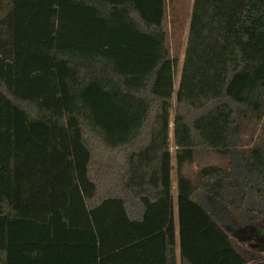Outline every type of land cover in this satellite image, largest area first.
Listing matches in <instances>:
<instances>
[{
  "label": "trees",
  "instance_id": "trees-1",
  "mask_svg": "<svg viewBox=\"0 0 264 264\" xmlns=\"http://www.w3.org/2000/svg\"><path fill=\"white\" fill-rule=\"evenodd\" d=\"M167 14L0 0V264L263 259L264 146L238 133L264 108V0H192L176 90ZM198 148L228 167L193 183Z\"/></svg>",
  "mask_w": 264,
  "mask_h": 264
},
{
  "label": "rangeland",
  "instance_id": "rangeland-1",
  "mask_svg": "<svg viewBox=\"0 0 264 264\" xmlns=\"http://www.w3.org/2000/svg\"><path fill=\"white\" fill-rule=\"evenodd\" d=\"M168 5V14L165 25L166 44L172 54L177 56V66L174 74V90L177 88L179 73L182 65L184 46L187 37V27L189 22V16L191 11L192 0H166ZM174 12L177 15L178 20H174L170 17ZM181 24V27H175L174 25ZM240 143L244 148H248L252 145L264 146V108L259 120H256L254 116L241 119L240 131L238 133ZM171 138V133L169 134ZM170 140V150L173 154L174 146ZM171 165L173 166V158L171 159ZM205 165H218L224 168L228 167V159L220 156L210 149L198 148L195 150L194 158L191 163L186 164L183 167V174L188 176L193 183H197V171ZM171 179L173 185L174 194V169L171 170ZM263 233L261 231H258ZM242 248L247 250L248 254H256L254 249L247 245H243ZM260 256L263 258L261 261L255 260L252 264H264V252L261 251Z\"/></svg>",
  "mask_w": 264,
  "mask_h": 264
},
{
  "label": "crops",
  "instance_id": "crops-1",
  "mask_svg": "<svg viewBox=\"0 0 264 264\" xmlns=\"http://www.w3.org/2000/svg\"><path fill=\"white\" fill-rule=\"evenodd\" d=\"M191 5H192V2H191Z\"/></svg>",
  "mask_w": 264,
  "mask_h": 264
}]
</instances>
